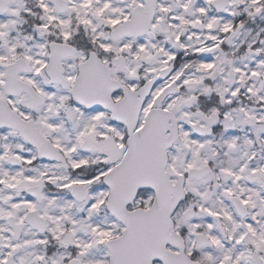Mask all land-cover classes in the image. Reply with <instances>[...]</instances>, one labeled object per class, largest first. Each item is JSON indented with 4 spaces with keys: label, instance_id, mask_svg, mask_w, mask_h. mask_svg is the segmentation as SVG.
I'll return each instance as SVG.
<instances>
[{
    "label": "snow or ice",
    "instance_id": "obj_1",
    "mask_svg": "<svg viewBox=\"0 0 264 264\" xmlns=\"http://www.w3.org/2000/svg\"><path fill=\"white\" fill-rule=\"evenodd\" d=\"M0 264H264V0H0Z\"/></svg>",
    "mask_w": 264,
    "mask_h": 264
}]
</instances>
